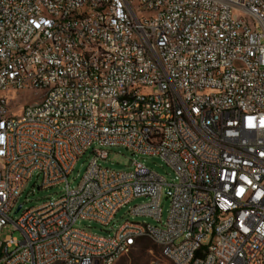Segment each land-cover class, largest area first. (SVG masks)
<instances>
[{
    "label": "built area",
    "instance_id": "1",
    "mask_svg": "<svg viewBox=\"0 0 264 264\" xmlns=\"http://www.w3.org/2000/svg\"><path fill=\"white\" fill-rule=\"evenodd\" d=\"M25 91L36 99L15 116L9 94ZM108 147L161 157L176 182L137 160L102 167ZM35 172L66 193L13 221ZM165 186L163 227L75 226H107L136 197L130 212L160 221ZM9 222L23 239L0 240L2 264H115L145 238L164 264H264V0H0V231Z\"/></svg>",
    "mask_w": 264,
    "mask_h": 264
},
{
    "label": "rangeland",
    "instance_id": "2",
    "mask_svg": "<svg viewBox=\"0 0 264 264\" xmlns=\"http://www.w3.org/2000/svg\"><path fill=\"white\" fill-rule=\"evenodd\" d=\"M18 97L21 100H18ZM36 99V95L29 91L19 94H9V100L12 104L15 116H20L22 113V105L28 101L32 102ZM97 145L93 144L76 162L72 173L68 176V183L71 189H75L81 183V180L87 170L89 163L96 155ZM108 156L106 159H99V164L102 167H108L117 171H127L133 168V161L137 160L143 163L147 168L162 176L168 184L176 182V174L174 169L159 156L133 155V152L124 147H108ZM41 184V176L34 173L32 178L27 182L25 188L19 197L18 203H23L24 208L36 207L47 200H55L66 193V184L62 183L47 189L38 188ZM147 201L145 197H136L127 205L117 211L111 223L107 226L101 225L94 221L79 220L76 222V227L85 229L91 233L100 236L112 235L126 221L144 222L152 226L163 227L168 217L170 207V198L168 195V186L164 187L160 199L162 209L161 220L145 215H135L130 210L135 205H139ZM21 212L15 213L13 210L10 217L13 221L17 220ZM14 236L19 241L23 239L19 230H15L14 224L9 222L5 228L0 231V240H4L8 236ZM12 249H10L11 251ZM2 264V263H0ZM115 264H164L162 258V250L151 239H141L135 247L127 254L123 255Z\"/></svg>",
    "mask_w": 264,
    "mask_h": 264
},
{
    "label": "water",
    "instance_id": "3",
    "mask_svg": "<svg viewBox=\"0 0 264 264\" xmlns=\"http://www.w3.org/2000/svg\"><path fill=\"white\" fill-rule=\"evenodd\" d=\"M39 188V187H38ZM22 207V204H19L15 210V213H18Z\"/></svg>",
    "mask_w": 264,
    "mask_h": 264
}]
</instances>
